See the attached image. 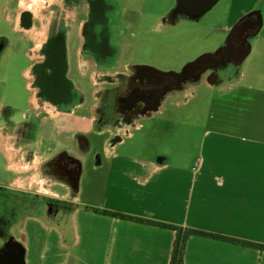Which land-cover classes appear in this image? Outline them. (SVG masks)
Here are the masks:
<instances>
[{
  "label": "crops",
  "instance_id": "0c3cea01",
  "mask_svg": "<svg viewBox=\"0 0 264 264\" xmlns=\"http://www.w3.org/2000/svg\"><path fill=\"white\" fill-rule=\"evenodd\" d=\"M59 2L0 0V69L9 65L19 70L25 86L23 94L9 96L8 82L0 79L1 175H9L0 186L74 205L68 214L72 232L34 216L10 230L26 247V263L170 264L176 233L140 221L264 247V89L240 72L231 83L221 81V71L205 74L169 94L148 114L143 101L139 113H125L116 95L118 114L104 123L97 112L104 72L81 66L78 73L88 80L77 83L83 99L71 112H62L40 99L34 87V67L42 61L41 50L56 25L52 13H61L54 8ZM263 4L255 0L237 17L258 12L262 19L245 61L264 28ZM25 11L33 13L29 26L23 23ZM230 12L229 29L235 22ZM82 13L73 19V33ZM75 38V52L80 53V37ZM139 134L145 136L142 143L135 141ZM60 153L81 164L74 187L43 171ZM4 242L0 238V248ZM184 264H264V251L192 237Z\"/></svg>",
  "mask_w": 264,
  "mask_h": 264
},
{
  "label": "flooded vegetation",
  "instance_id": "af4514ba",
  "mask_svg": "<svg viewBox=\"0 0 264 264\" xmlns=\"http://www.w3.org/2000/svg\"><path fill=\"white\" fill-rule=\"evenodd\" d=\"M72 2L74 3L72 4ZM54 8L59 9L61 13H52V20L56 21V25L51 28L46 44L41 50L42 61L34 67L36 77L34 87L40 99L62 112H71L76 104L83 99L82 91L72 78L75 68L78 69L83 66L85 70L97 68L104 72L100 79V84H103V87L100 90L101 94L97 107L99 121L104 123H110L118 114L113 98L116 95L120 97L122 88L117 90L116 86L119 84V86L123 85L124 88L126 82L135 74V68L150 69L157 73L161 71L164 73L180 72L181 70L166 69L158 64H152L149 62L150 56L148 54L150 52H146V50L144 52L138 48L140 40L162 41L144 38L140 32L142 28L148 25L151 8L152 10L155 9L152 5L147 19H144L145 24L139 29L130 28V25L118 19L117 4L114 0H60ZM80 13L82 15L78 19L79 30L77 31L81 47L79 53L72 48V38L68 36L71 34L69 26H72L73 19ZM32 18L33 13L25 11L23 13L24 25L29 26ZM1 49L2 43L0 42V51H2ZM131 67L132 72L129 71ZM227 68L218 73L221 76V81L231 83L234 77H238V71L234 67L236 72L233 77L222 76V72H225ZM115 70L122 72L113 75ZM208 74L210 75V73ZM157 82L156 78H144L138 91L146 98L153 100L157 94L155 92L156 86H158ZM97 91L98 87L95 92L97 93ZM136 96L134 94L122 98L125 113L128 111L139 113L138 105L140 103L144 102L146 106L144 100L134 103ZM7 126L9 129L8 123ZM22 129L24 128H20L19 131L22 132ZM44 170L45 175H54L55 179L67 181L74 187L82 169L78 160L65 153H60L44 165ZM23 199L27 200L24 201ZM61 203L68 206L73 205L72 201L68 202L57 197L50 198L40 192L26 193L0 186V238H3L2 236L7 230L22 225L25 219L32 216L37 218L44 216V218L50 219L56 215L57 212L54 213V211H56L55 209L58 210ZM11 239L16 241L12 236H8L5 237L3 245Z\"/></svg>",
  "mask_w": 264,
  "mask_h": 264
},
{
  "label": "rangeland",
  "instance_id": "374dc122",
  "mask_svg": "<svg viewBox=\"0 0 264 264\" xmlns=\"http://www.w3.org/2000/svg\"><path fill=\"white\" fill-rule=\"evenodd\" d=\"M83 1V0H82ZM117 4V15L118 19H121L125 24L134 27L135 29L142 28L145 24V20L147 19L148 12L150 11L152 0H114ZM245 1L247 6L244 8ZM255 0H226V2L220 4L213 14L207 19L204 26L198 30L194 31H187L182 33L179 36L162 40V41H155V40H140L138 43V48L141 51L146 50L150 52L148 54L150 56L149 62L152 64H158L163 66L166 69H174L177 70L182 69L185 63L193 61L195 57L198 56L201 52L205 50L212 51L222 45L228 38L231 29H233L236 25V22L243 17V15L237 19L238 15L242 12V8L245 10L250 9L252 4ZM74 2H72L73 4ZM12 8H15L13 5ZM264 9V4L263 7ZM254 10V9H253ZM251 10L250 12H252ZM232 11V21H235L233 26L229 29L228 28V18L229 14ZM249 12V13H250ZM248 13V12H247ZM246 13V14H247ZM245 14V15H246ZM143 16V17H142ZM82 19V17H81ZM145 19V20H144ZM237 19V20H236ZM143 20V22H142ZM76 26H69V31L71 32L70 38H72V48L75 51V48L78 46L77 37L78 33H73ZM144 28L140 30L143 31ZM229 29V30H228ZM264 28L261 34L253 41L252 43V53L249 58L244 62V64L237 69L238 73L240 74H247V79L249 82L258 85L264 89ZM75 53V52H74ZM236 72V69L231 67L227 71L222 72V76L226 77H233ZM20 71L10 68L9 65H4L2 69H0V79L3 81L8 82V95L9 96H16L23 94L25 86L22 82H20ZM72 78L81 86L88 82L82 78L79 73L78 69H74L72 73ZM237 78L234 77L233 80ZM117 90L121 88V85L117 86ZM201 91V90H200ZM202 92V91H201ZM12 93V94H11ZM115 97V96H114ZM114 100V98H113ZM117 109V105H116ZM115 116V115H114ZM137 136V135H136ZM145 138L144 135H138L137 143H142L143 139ZM140 152L138 151V153ZM3 161L0 159V179H4L3 181L0 180V183L6 184L7 180L9 179V175H5L2 177L3 169L1 164ZM24 201L27 199H23ZM26 203V202H25ZM27 204V203H26ZM74 205L68 206L63 205L62 203L59 204L58 210L55 209L54 213L56 215L52 216L50 219L45 217L44 219L47 220V223L53 226H62L65 228L71 229L72 221L68 218V214L72 212ZM67 215V218L65 216ZM44 217V216H43ZM23 221V220H22ZM73 229L70 231L72 232ZM69 232V231H66ZM10 230H7L5 235L2 236L4 239L5 237L10 236ZM4 246V245H3ZM2 246V248H3ZM26 248V247H25Z\"/></svg>",
  "mask_w": 264,
  "mask_h": 264
},
{
  "label": "water",
  "instance_id": "95a60500",
  "mask_svg": "<svg viewBox=\"0 0 264 264\" xmlns=\"http://www.w3.org/2000/svg\"><path fill=\"white\" fill-rule=\"evenodd\" d=\"M224 2L226 0H152V6L155 9L151 8V17L142 35L148 39L166 40L187 31L198 30ZM254 18L258 20L256 24L252 23ZM261 28V15L258 12L251 13L234 26L225 44L216 51L198 57L180 72L159 73L163 76L172 74L176 77L175 80L184 81L186 85L199 82L205 74L218 73L230 65L238 68L251 51L249 42ZM240 50L242 53H239ZM157 83L155 92H159L164 87L162 82ZM0 264H27L25 247L11 239L0 249Z\"/></svg>",
  "mask_w": 264,
  "mask_h": 264
},
{
  "label": "bare ground",
  "instance_id": "6f19581e",
  "mask_svg": "<svg viewBox=\"0 0 264 264\" xmlns=\"http://www.w3.org/2000/svg\"><path fill=\"white\" fill-rule=\"evenodd\" d=\"M134 72L135 74L126 82L124 91L120 94V97L125 98L136 94L137 98L135 97L134 103L144 100L148 104V110L144 114H148V112H156L169 94L172 92H179L184 87V81L178 82L175 80L176 77L172 74H164L165 76H163L154 70L141 68H135ZM144 78H156L164 85L163 89L157 92L153 100L146 98L145 95L138 91L141 81ZM162 78L165 79L163 80Z\"/></svg>",
  "mask_w": 264,
  "mask_h": 264
},
{
  "label": "trees",
  "instance_id": "16d2710c",
  "mask_svg": "<svg viewBox=\"0 0 264 264\" xmlns=\"http://www.w3.org/2000/svg\"><path fill=\"white\" fill-rule=\"evenodd\" d=\"M95 212L101 213L104 215H108V216H113V217H118V218L120 217L119 215L112 214V213L97 212V211H95ZM140 223L145 224V225L160 227V228H163L165 230H169V231L176 233V240H175V243L173 246L170 264H184L187 244L192 237L213 239L216 241H221V242H226V243H235V244H238V245L243 246V247H248V248H253V249H258V250L264 251V247H262V246H259L256 244H249V243H245L242 241H232V240L225 238V237H222V236L207 234V233L183 229V228H177L174 226L161 225V224H157V223H150V222H144V221H142V222L140 221Z\"/></svg>",
  "mask_w": 264,
  "mask_h": 264
}]
</instances>
